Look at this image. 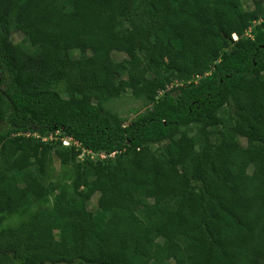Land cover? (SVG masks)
<instances>
[{
	"label": "trees",
	"instance_id": "obj_1",
	"mask_svg": "<svg viewBox=\"0 0 264 264\" xmlns=\"http://www.w3.org/2000/svg\"><path fill=\"white\" fill-rule=\"evenodd\" d=\"M128 87L147 109L123 125L101 103ZM1 126V157L74 176L0 174V264H264V0H0Z\"/></svg>",
	"mask_w": 264,
	"mask_h": 264
},
{
	"label": "rangeland",
	"instance_id": "obj_2",
	"mask_svg": "<svg viewBox=\"0 0 264 264\" xmlns=\"http://www.w3.org/2000/svg\"><path fill=\"white\" fill-rule=\"evenodd\" d=\"M244 7L245 8H252L253 3L251 1H244ZM246 34H250V31L247 30ZM11 40L14 43H18L21 45L24 49L30 50L33 48L32 44L29 42L28 38L25 36L24 33L21 31H13L11 33ZM77 56V54H75ZM112 58L114 61H122L123 59L126 58V54L121 53V52H114L112 54ZM150 72V71H149ZM119 78L126 79L127 78V72H123V74L120 75ZM171 85H175V82H171L168 87H171ZM55 88L61 93L63 97H67L68 94L65 92L64 89V84L62 82H59L56 84ZM101 105L109 109L113 112H115L118 117H119V122L122 123L123 125L128 124L130 121L135 119L138 114L143 113L147 107L143 104L142 99L136 98L132 95L131 88H125L121 94H119L116 97H112L108 100H105L101 103ZM227 110L224 109L221 111L220 116L223 119V123L220 125V129L223 132H227L229 129L231 122L228 119L227 115ZM4 127H0V131L4 132ZM182 131L185 132L190 140H193L196 142V148L199 147V144L201 142V137L199 135V128L198 126L192 124L186 127L182 128ZM238 141L242 144L245 145L246 140L243 137L238 136L237 137ZM155 147V146H153ZM31 159H22L20 161H13L11 156L7 157H1L0 156V174L4 175L6 178L7 177H13V175H17L19 178H17V184L19 186H23V179L21 177L22 173H32L37 176L39 181L46 185L49 181H53L54 183H57L58 185L60 184H69L71 182V179L73 178L74 174L70 169L69 165H62L59 160L52 155L50 160H46L45 164L43 165L42 170L39 171L38 168L35 169V167L32 165L30 162ZM10 166V167H9ZM41 174V176H40ZM39 175V176H38ZM1 188H2V181H0V193H1ZM55 192H59L56 190ZM52 201H53V195H50L47 197L45 201H39V202H33L31 204L30 208L28 211L25 213H14L11 216H8L4 222L2 223V226L11 224V225H16L20 221H23L27 215L36 209H43V208H51L52 206ZM96 202H97V194H85L83 196V205L85 208L89 210H93L96 207ZM56 237L59 236L58 232H55ZM174 264V262H169Z\"/></svg>",
	"mask_w": 264,
	"mask_h": 264
},
{
	"label": "built area",
	"instance_id": "obj_3",
	"mask_svg": "<svg viewBox=\"0 0 264 264\" xmlns=\"http://www.w3.org/2000/svg\"><path fill=\"white\" fill-rule=\"evenodd\" d=\"M233 39H237V36L235 34H233ZM58 140L61 142V144L63 146H75V147H79L80 143L76 140H74L72 137L69 136H65V135H61V130H56L52 133H50L48 136H44L42 137V140ZM114 153L109 154V156H112ZM107 155L105 153H99V154H95L93 153L91 150L88 149H81V152L79 153L78 157L79 159H84L85 157H90V158H95V157H99L100 159L105 158Z\"/></svg>",
	"mask_w": 264,
	"mask_h": 264
}]
</instances>
